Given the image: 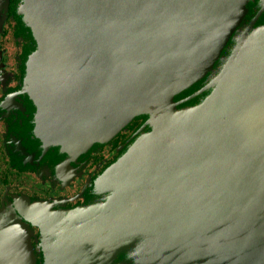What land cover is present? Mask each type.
<instances>
[{"label": "water", "instance_id": "obj_1", "mask_svg": "<svg viewBox=\"0 0 264 264\" xmlns=\"http://www.w3.org/2000/svg\"><path fill=\"white\" fill-rule=\"evenodd\" d=\"M17 17L44 140L71 162L141 125L84 204L0 206V264H264V0H20Z\"/></svg>", "mask_w": 264, "mask_h": 264}, {"label": "flooded vegetation", "instance_id": "obj_2", "mask_svg": "<svg viewBox=\"0 0 264 264\" xmlns=\"http://www.w3.org/2000/svg\"><path fill=\"white\" fill-rule=\"evenodd\" d=\"M19 5V0H0V206L26 196L75 208L85 203L89 182L116 158L140 123L71 162L64 144L44 140L39 100L26 89L25 57L33 47L20 28Z\"/></svg>", "mask_w": 264, "mask_h": 264}, {"label": "trees", "instance_id": "obj_3", "mask_svg": "<svg viewBox=\"0 0 264 264\" xmlns=\"http://www.w3.org/2000/svg\"><path fill=\"white\" fill-rule=\"evenodd\" d=\"M19 1H20V0H19ZM17 18H18V17H17ZM18 20H19V19H18ZM28 38L31 40V44H32V47H33L32 49H34L35 47H34V45H33V40H32V38H31L30 36H28ZM32 49H31V51H32ZM31 51H30V52H31ZM30 52H29V53H30ZM29 53H28V54H29ZM28 54H27V55H28ZM27 55H26V57H27ZM26 57H25V58H26ZM135 122H139V123H140L139 126L141 125V121H135ZM135 122H134V123H135ZM134 123H132V124H134ZM132 124H131V125H132ZM131 125H130V126H131ZM130 126H129V127H130ZM139 126H138V127H139ZM138 127H137V128H138ZM137 128H136V129H137ZM136 129H135V130H136Z\"/></svg>", "mask_w": 264, "mask_h": 264}, {"label": "rangeland", "instance_id": "obj_4", "mask_svg": "<svg viewBox=\"0 0 264 264\" xmlns=\"http://www.w3.org/2000/svg\"><path fill=\"white\" fill-rule=\"evenodd\" d=\"M123 132H125V133H126V132H128V130H125V131H123ZM123 132H122V133H123ZM48 201H49V200H48Z\"/></svg>", "mask_w": 264, "mask_h": 264}]
</instances>
